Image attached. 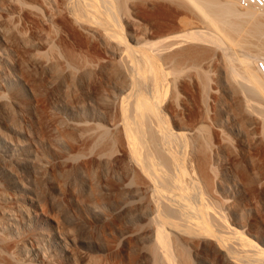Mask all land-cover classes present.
Listing matches in <instances>:
<instances>
[{
  "label": "bare ground",
  "instance_id": "obj_1",
  "mask_svg": "<svg viewBox=\"0 0 264 264\" xmlns=\"http://www.w3.org/2000/svg\"><path fill=\"white\" fill-rule=\"evenodd\" d=\"M133 1L0 0V264H50L29 262L26 244L35 234L18 223L30 210L42 209L43 201L57 208L60 202L52 193L64 188L91 203L110 231L116 217L129 223L120 231L116 224L113 232H118L115 253L128 250L131 263L264 264V236H248L213 206L217 180L207 133L198 122L179 119L170 125L163 115L159 93L167 72L155 67L157 58L171 52L168 62L197 69L195 42L190 46L186 39L218 37L190 26L182 41L154 47L146 24L132 22L134 38H128L122 17ZM169 1L196 14L203 25H219L225 36L247 32L264 39L255 17L264 7L241 9L228 0ZM62 20L85 45L94 42L99 53L62 46L56 31ZM216 56L215 83L248 108L242 95L248 82L255 85L251 91L264 93L258 55ZM213 57L206 54L201 61L209 64ZM150 68L149 81L143 73ZM170 81L179 85L177 77ZM45 94L61 108L44 114L38 102ZM31 133L51 138L52 156L33 151Z\"/></svg>",
  "mask_w": 264,
  "mask_h": 264
},
{
  "label": "rangeland",
  "instance_id": "obj_2",
  "mask_svg": "<svg viewBox=\"0 0 264 264\" xmlns=\"http://www.w3.org/2000/svg\"><path fill=\"white\" fill-rule=\"evenodd\" d=\"M228 1L236 2L238 5L235 6L241 9L248 5L243 7L240 0ZM258 7L260 10L263 8ZM71 11L74 12L72 7ZM260 12L255 17L262 22L264 29V10L261 14ZM194 15L196 14L169 0H134L132 5L128 6L125 16L122 17V25L127 37L134 38L135 25L132 22L146 24L147 39L154 43V47L180 42L185 38L184 32L196 28L211 31V36L215 34L218 37L213 39L214 37H207V35L200 36L202 38L200 41L186 39L188 42L186 43L190 46L195 42L193 48L195 47L199 58L197 59L200 61L197 69L187 62H176L178 64L168 62L167 57L171 52L163 53L165 55L157 58L160 62L155 61V67H163L167 72L165 88H162L163 91L161 89L159 93L162 95L160 99H163V115L170 125L179 119H184L186 123L195 121L200 124L208 136L206 141L210 148L206 149L209 151L212 148L210 164L217 180L214 185L213 206L223 212L232 225L243 230L248 236L252 238L264 236V93L256 94L251 91L255 85L248 82L244 89L247 90L248 87L249 91L245 90L246 93L244 91L242 95L249 100L250 106L243 109L235 96L224 91L223 84L221 87L215 83L220 62L216 56L217 52L239 58H254V55H258L256 63L258 62L263 73L261 67L264 61L262 62L260 56H264V39L260 37L258 40L256 36L247 32L225 36L219 25H203ZM61 25L63 27L59 26L60 28L56 31L61 34L59 40L62 46L65 44L78 51L89 49L88 52L90 51L91 54L99 53L94 42L89 43L90 45L86 42V46L83 38L72 34L73 31L71 32L72 29L65 20H62ZM190 26L193 28L190 29ZM67 32H69L68 36H66ZM210 53L214 56L211 63L202 62L206 54ZM153 72V68L145 70L146 76L143 73V77L150 81L154 75ZM174 77L179 80L177 87L170 81ZM166 80H169V83ZM220 94L223 96L222 102H218L215 98ZM38 104L47 115L54 112L58 103L55 104L52 97L45 94L40 97ZM58 107L61 108L59 105ZM29 144L34 152L38 150V152L53 155L51 138L47 134L31 133ZM63 191L54 189L52 193L61 204L57 205V208L54 207L57 210L51 208L49 201H43L42 209L36 213L30 210L26 220L18 223L21 229L33 230L36 235L26 244L25 255L29 262L47 261L50 264H126L130 262L135 264L136 262L131 263L133 261L129 260L133 258L128 250H119L115 253L118 249H114L117 246L118 232L113 231L117 225L119 228L116 230L120 231L127 228L129 223H124L123 218L116 217L114 221L118 224L111 225L115 229L109 225V228L113 230L110 231L108 224L101 220L91 203L88 204L85 198L73 197L68 190ZM7 192L13 197L12 190ZM107 211L111 212V210ZM120 219L122 222L118 221ZM118 252L124 255L122 253L119 255Z\"/></svg>",
  "mask_w": 264,
  "mask_h": 264
},
{
  "label": "built area",
  "instance_id": "obj_3",
  "mask_svg": "<svg viewBox=\"0 0 264 264\" xmlns=\"http://www.w3.org/2000/svg\"><path fill=\"white\" fill-rule=\"evenodd\" d=\"M243 5L254 4L256 6L264 7V0H240Z\"/></svg>",
  "mask_w": 264,
  "mask_h": 264
}]
</instances>
